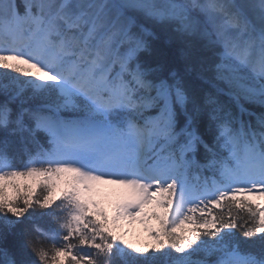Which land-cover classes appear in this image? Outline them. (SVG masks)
<instances>
[{"label":"snow or ice","instance_id":"1","mask_svg":"<svg viewBox=\"0 0 264 264\" xmlns=\"http://www.w3.org/2000/svg\"><path fill=\"white\" fill-rule=\"evenodd\" d=\"M260 201L264 0H0V264H264Z\"/></svg>","mask_w":264,"mask_h":264},{"label":"rangeland","instance_id":"2","mask_svg":"<svg viewBox=\"0 0 264 264\" xmlns=\"http://www.w3.org/2000/svg\"><path fill=\"white\" fill-rule=\"evenodd\" d=\"M17 183L21 184V182L19 181H17ZM99 186L102 187V189L101 191H97L96 194L97 196L108 195L112 197H117L118 201L121 198V196L128 191L127 189L123 188L120 185L102 184ZM260 202L264 203V201H260ZM111 217L112 215L109 217V219H111ZM149 225L150 222L145 224V223H140L139 220L129 221L127 219H123L118 221L117 226L115 227V231L123 239L127 240L129 243H132L133 245H137V246L148 245L153 243L147 231Z\"/></svg>","mask_w":264,"mask_h":264},{"label":"trees","instance_id":"3","mask_svg":"<svg viewBox=\"0 0 264 264\" xmlns=\"http://www.w3.org/2000/svg\"><path fill=\"white\" fill-rule=\"evenodd\" d=\"M20 161H17V164H19ZM19 182H21V184L23 183H30L29 181H23V180H18ZM9 191V195H11V189L8 190ZM97 191H101V190H97ZM97 199V201L99 202L100 208L103 209V211L107 214L108 217H110L112 215V210L115 207L116 203H117V197H112V196H108V195H99L95 197ZM35 222L40 223L43 227L45 228H50V222L47 220V218H36Z\"/></svg>","mask_w":264,"mask_h":264}]
</instances>
